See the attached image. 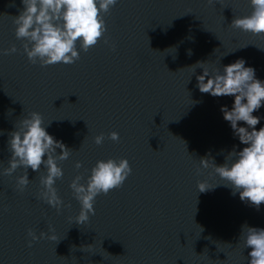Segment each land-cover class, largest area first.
<instances>
[{"label":"water","instance_id":"1","mask_svg":"<svg viewBox=\"0 0 264 264\" xmlns=\"http://www.w3.org/2000/svg\"><path fill=\"white\" fill-rule=\"evenodd\" d=\"M23 7L22 0H0V264H249L241 232L244 225L264 228V203L257 209L241 201L199 163L223 164L233 148L245 147L221 111L231 110L234 96L201 93L203 68L189 67L207 62L215 74L243 59L264 80V37L230 26L251 13L250 0H117L102 13L107 31L95 46L85 52L78 41V60L48 66L31 63L16 38L13 21ZM13 44L17 51L4 54ZM32 111L73 150L57 161L59 211L40 197L43 166L28 169L23 191L16 179L22 167L3 174L9 133ZM253 115L260 117L256 129L264 127V103ZM109 158H126L132 172L98 195L95 214L78 224L81 206L70 183L77 174L86 183L96 162ZM198 181L219 185L199 192ZM50 226L57 239L29 247L28 230L51 235Z\"/></svg>","mask_w":264,"mask_h":264},{"label":"clouds","instance_id":"2","mask_svg":"<svg viewBox=\"0 0 264 264\" xmlns=\"http://www.w3.org/2000/svg\"><path fill=\"white\" fill-rule=\"evenodd\" d=\"M250 3L251 13L235 16L230 26L264 37V0H250ZM22 4L23 9L13 21L16 25V38L23 41V50L31 63L48 66L61 62L72 64L78 60V41L85 52L95 46L107 31L102 13H109L117 0H22ZM112 47L115 48V45ZM16 51L15 44L3 50L4 54ZM188 54L191 55V50ZM206 64L201 61L189 67L195 70L196 65H201L203 68V74L197 76L199 91L213 97L234 96L231 110L222 106L221 111L224 119L230 122L234 135L245 147L239 151L233 148L223 164L217 165L207 158H201L199 163L202 168H212L221 180L227 181L224 185L233 189V195L239 192L241 201L258 209L264 203V127L256 129L260 117L253 115V112L264 103V80L258 79L255 69L245 66L243 59L224 65L222 72L213 69L215 74H210L209 68L204 66ZM241 121L247 126H240L238 122ZM104 138L101 133L94 137V141L100 145ZM109 138L118 142L120 136L118 132L112 131ZM8 146L11 156L3 174L11 176L22 167L24 172L16 179L17 188L23 191L30 182L28 169L40 172L43 166L46 174L40 176V197L57 211L65 206L55 187L56 180L63 177V169L57 161L68 159L73 150L47 132L40 112L32 111L19 120L15 130L9 133ZM57 149L60 151L57 152ZM75 167L79 169L82 163L76 161ZM131 172L132 168L126 158H109L96 162L86 183L81 182L84 179L82 174H77L70 183L73 195L81 206L75 218L76 223L88 222L90 214H95L96 197L121 187ZM197 172H200V168ZM217 185H210L207 181L197 183L199 192H206ZM49 232L52 234L41 231L37 235L29 229V247L32 241L41 238L56 240L51 226ZM242 239L244 247L251 248L249 264H264V228L244 225L240 237Z\"/></svg>","mask_w":264,"mask_h":264}]
</instances>
